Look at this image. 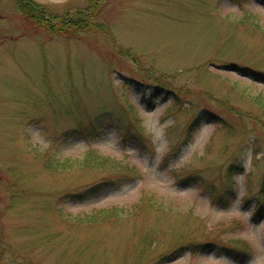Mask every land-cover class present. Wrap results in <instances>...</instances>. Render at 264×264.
<instances>
[{"label":"rangeland","instance_id":"374dc122","mask_svg":"<svg viewBox=\"0 0 264 264\" xmlns=\"http://www.w3.org/2000/svg\"><path fill=\"white\" fill-rule=\"evenodd\" d=\"M32 1L76 25L0 0V264H264V0Z\"/></svg>","mask_w":264,"mask_h":264},{"label":"trees","instance_id":"16d2710c","mask_svg":"<svg viewBox=\"0 0 264 264\" xmlns=\"http://www.w3.org/2000/svg\"><path fill=\"white\" fill-rule=\"evenodd\" d=\"M101 1L102 0H96L94 2L99 3ZM18 3H19L20 12L27 14L26 17L32 23V25L37 26L40 22L43 21V22H47L49 27L56 28V25L58 24V22L55 19V16L53 14L49 13V15H46L47 18H44V15L46 12L43 8L40 7V5L36 4L32 0H18ZM93 4H95V3H93ZM88 17L90 18V14L88 15ZM89 21H90L89 19L86 21V23H85L86 26L90 25ZM71 24L73 25V27H75V25H76L75 22L71 23V21L66 20L65 22H62V24H60V25L58 24V26L64 25L65 28H63V29L67 30L66 28H68ZM65 30H62V31L59 30V32H63ZM85 163L88 164V161H85Z\"/></svg>","mask_w":264,"mask_h":264},{"label":"water","instance_id":"95a60500","mask_svg":"<svg viewBox=\"0 0 264 264\" xmlns=\"http://www.w3.org/2000/svg\"><path fill=\"white\" fill-rule=\"evenodd\" d=\"M225 67H226V66H225ZM225 67H224V68H225Z\"/></svg>","mask_w":264,"mask_h":264}]
</instances>
